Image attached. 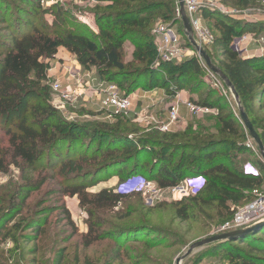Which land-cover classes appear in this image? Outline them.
<instances>
[{"label": "trees", "instance_id": "16d2710c", "mask_svg": "<svg viewBox=\"0 0 264 264\" xmlns=\"http://www.w3.org/2000/svg\"><path fill=\"white\" fill-rule=\"evenodd\" d=\"M19 1L27 10L21 12L20 16H14L12 21L9 20L11 22L6 26L13 25L8 29L11 40L0 43V120L12 121L14 130L6 132L13 156L20 159V163L29 168H35L37 164L48 167L68 166L72 172L77 171L78 175L68 193L78 198L80 206L85 208L90 219L84 240L85 246L106 239H114L116 245H119L122 242L120 237L132 234V231L123 232L121 228L112 232L98 231V220L91 221L95 213L116 207L126 198V194L113 188H102L98 192L90 193L86 190L88 186L85 179L88 177H97L90 184L94 185L104 179L99 176L121 175V171L126 169V178L142 176L154 182L160 189H170L186 176L201 174L206 179L205 185L199 193L189 196L191 200L201 199L204 204L208 199L218 200L221 204L231 202L234 205L245 200L240 206L253 200H248L249 190L254 185L262 184L264 163L257 162L256 167L260 171L258 176L244 174L242 165L240 170L235 171L229 163H224V155L216 151V147L225 145L227 148H234L235 141L229 137H235L238 143H243L245 139L244 132L240 131L244 126L238 120V115H234L233 110L226 104H221L219 98H212L210 94L201 101L190 98L196 104L215 109L216 124L213 126L204 124L203 120V124H196V129H193L191 124L182 132L156 131L142 135L137 134L140 131L138 125L130 123L123 116H116L112 122L104 121L102 127L96 126L95 130L90 131L61 118L52 105L43 60L53 58L59 46H64L70 53L75 54L84 66L95 67L101 79L117 84L124 94H130L143 87L142 80L145 76L159 72L170 75L176 81L169 95L175 90H185V76L194 73L196 76L200 74L205 77V70L194 56L176 65L162 61L158 66L152 65V56L156 52L153 42H149V39H152L150 25L154 20L148 15L157 11L162 19L177 23L180 18L177 16L176 0H101L110 4L106 8L109 11L102 12L97 17V27L102 34L99 42L90 38L86 32L77 31L71 22L70 26L67 12H51L54 16L52 27L30 24L28 21L39 13L36 10L40 8L41 0ZM252 2L253 0H218V3H230L239 7H247ZM2 5L0 2V24L4 23L6 14L11 15L7 11L13 4L8 3L5 9ZM201 16L212 34L214 31L213 43L205 49L213 62V55H219L220 61L214 63L232 82L244 111L264 145V116H257V113L264 109V53L247 56L231 49L234 37L243 33L255 34L256 26L207 8L201 10ZM208 21L212 22V25H209ZM16 24L18 25L14 26ZM179 31L183 37V27ZM127 40L133 43L136 51H140L135 61H146V67L132 68L129 63L123 61V47ZM186 42L190 47V43L187 40ZM122 81H126V84L121 85ZM149 82L153 88L160 83L151 76ZM256 102L258 104H255ZM16 115L20 116L13 122ZM77 131L88 136L89 147L94 137L107 139L106 147L102 149V144L96 145V150L88 157V150H77L78 145L83 144V137H80ZM121 142L127 148L123 154L116 155L122 149L119 144ZM185 151L196 153L195 158L191 160ZM236 151L238 155L250 152L244 143H240ZM177 153L179 159L173 163ZM99 155H102L104 160L101 161ZM149 156L150 160L143 164L142 160ZM81 164L86 167L83 168ZM32 185L35 186L33 189L39 187L36 183L30 184ZM204 194L209 195L208 199L202 197ZM187 211L188 207L182 205L175 210V215L181 220H186ZM139 227V231L149 229L148 225ZM31 229L39 231L37 226H32ZM142 241L148 251L162 248V243L154 238ZM235 242L241 246H235ZM213 245V251L220 249L225 254L228 264H264V225L246 235ZM162 258L165 260L163 264H170V258ZM119 259V252H113L101 264H113ZM62 260L63 254H59L56 264H63ZM153 262L150 255L142 260V264ZM85 264L93 263L88 260Z\"/></svg>", "mask_w": 264, "mask_h": 264}, {"label": "rangeland", "instance_id": "374dc122", "mask_svg": "<svg viewBox=\"0 0 264 264\" xmlns=\"http://www.w3.org/2000/svg\"><path fill=\"white\" fill-rule=\"evenodd\" d=\"M0 2L3 4V9L7 8L8 3L13 4L7 11L12 16L6 14L4 23L0 24V43H2L11 40L8 29L13 25L6 26V24L10 23L14 16H20L21 12H26L27 8L19 0H1ZM109 4L101 0H41L39 3L40 8L36 10L39 13L33 15L28 22H31L32 25L41 26L44 24L52 27L51 23L54 16L51 12H67L69 25L71 22V25L77 31L80 33L86 32L90 38L99 42L102 34L97 27V17L102 12L109 11L106 9ZM216 5L226 11V15L256 26L257 32L251 34L249 41L244 45L246 47L245 55L264 53L263 0H253L247 7L234 6L230 3L221 4L218 3V0H216ZM28 12L33 11L28 10ZM159 15L160 12L157 11H152L148 15L152 16L154 20L150 25L152 27V39H149V42H154L153 30L158 25L172 27L179 34V30L182 29L180 19L177 23H174L173 20H164ZM21 16L25 18L23 15ZM208 22L209 25H212V22ZM210 32L212 34L211 30ZM184 37L183 34L180 40L186 50L185 54L178 61L173 62V65L193 57L190 51L193 48L188 46L187 38L184 39ZM139 52V50L136 51L131 41H125L123 61L129 63L132 68L146 67V61H135ZM56 55L53 58H45L43 62L46 68L49 97L52 105L55 104L54 108L57 110L58 115L68 122L90 131L95 130L96 126L102 127L105 117L87 110L79 102L76 104L63 102L58 105L56 101L58 94L53 92L50 87L55 79L66 73L72 80L73 86L79 85L85 88L88 84L83 79L88 78V74L92 75V72L96 74V68L81 64L76 55L70 53L64 46L58 47ZM213 57L214 62L218 63L220 61L219 55L216 54ZM152 58V65L158 66L160 63L158 55L154 54ZM75 67L78 69H75ZM150 76L160 82L156 87L158 93L170 94L171 87L176 81L170 75L159 72L156 75L143 78V87L138 88V90H140V94L146 92V96L149 98L144 100L154 99L157 96L150 94L153 88V85L149 82ZM207 79H209L207 74L205 77L200 76V74L196 76L194 73L191 76H185V90L192 89L191 92L187 91L190 98L201 101L202 98L210 94L212 98H219L221 104H226L231 108L234 115L238 114L234 99L229 94L230 92L227 93V98L223 91L222 93ZM59 81H62V78ZM120 84L125 85L126 81H122ZM257 102L255 104H258ZM140 109L141 104L137 106L136 110L139 111ZM27 113H29V110H27ZM216 113L203 117L181 114L179 122L187 123L184 129L191 124L203 122V120L204 124L213 126V124H216ZM18 116L20 115L13 118V122L18 119ZM257 116H264V109H261ZM125 119H128L130 123H137L134 119ZM138 125V128H140V131L137 132L138 135L158 131L142 124L141 126ZM6 130H14L10 119L0 120V264H56L59 254H63V264H85L88 260L93 264H101L113 252H119L120 254V259L113 264H142V260L148 255L154 261L153 264H163L165 260L162 257L170 258V264H175L176 257L182 255L191 243L211 236L223 224L231 221L236 207L246 202L241 200L236 205L231 202L221 204L218 200H209V195L204 194L202 197L208 199L204 204L201 199L194 201L189 196H179L169 190L160 192L156 197H153V202H151L146 200V196L141 191L132 190L134 185L129 182L130 178H126V169L121 171V175H98L104 177V179L95 182L94 185L90 184L97 177H88L85 182L88 186L86 190L90 193L98 192L102 188H113L126 194V198L116 207L98 210L95 213L91 221L95 220L97 222L98 220V231L108 232L111 230L112 232L121 228L123 232L132 231V234L129 233V235L125 234V236L120 237L122 242L119 245H116L114 239H106L85 246L84 240L89 229L90 219L85 208L80 206L78 198L76 196L72 197L68 193L75 182L73 180L78 175L77 171L72 172L68 166L48 167L44 164H37L35 168H29L24 163H20V159H15L13 156ZM240 131L244 132L245 140L243 143L250 150L249 156L243 158L237 154L238 145L243 143L241 141L236 142L235 137H229L235 141L233 142L235 144L234 148H227L225 145L216 147V151L224 155V163H229L232 166L231 169L235 171L240 170L241 165L246 161L252 162L255 166L257 162L262 161L256 145L249 138L245 128L243 127ZM77 132L80 137H83L81 138L83 144L78 145L77 150H88V157L96 150V145L102 144V149L106 147L107 139H100V137H94L89 147V142L87 143L88 136L83 135L80 131ZM179 132H182V130ZM248 142H252L253 147H248ZM119 144L122 149L116 155L123 154L127 148L124 143ZM185 153L191 160L196 156L193 151H185ZM178 155L179 153L175 155L173 163L178 161ZM99 159L104 160L102 155H99ZM149 160L150 156L144 158L142 163L146 164ZM81 165L83 168L86 167L85 164ZM261 178L262 184L250 188L248 200L258 195H264L263 173ZM33 183L39 184V187L33 189L32 187L35 186H30ZM182 205L188 207L186 220H181L175 215V210ZM140 225H148L149 229L139 231ZM32 226H37L39 231L31 229ZM147 238H154L162 243V248L158 249L159 252H157L158 250L148 251L145 249L142 240ZM234 245L241 246L240 243L236 242ZM213 246L207 245L195 250L182 264H228L225 254L220 249L213 251ZM163 247H167V249Z\"/></svg>", "mask_w": 264, "mask_h": 264}, {"label": "built area", "instance_id": "2783aa9c", "mask_svg": "<svg viewBox=\"0 0 264 264\" xmlns=\"http://www.w3.org/2000/svg\"><path fill=\"white\" fill-rule=\"evenodd\" d=\"M183 2L185 13L189 18L197 44L206 48L213 43V36L201 16V10L207 8L223 14H226V11L216 5V0H183ZM177 16L180 17L178 8ZM153 35L155 36L154 49L156 55L160 58V62L173 63L185 54L186 50L180 40L182 36L174 28L158 25L153 30ZM250 36V33H243L234 37L231 41V49L240 55H245L246 47L244 45L247 44ZM190 51L191 56L196 57L201 68L206 71L209 76L208 80L211 81L214 87L220 89L221 92L223 91L228 98L227 93L230 91L226 88L223 81L207 67L205 61L194 48L190 49ZM50 87L53 92L58 94V99L56 100L58 105L63 102L76 104L86 96L85 91L81 90L85 89L83 86L78 85L73 89L64 87L58 79H55ZM93 92L98 93L96 95L98 96L100 108L104 114L105 121L108 122H112L116 116L129 117L132 114L133 102L140 94L139 90L124 94L117 84L103 80L98 84V89ZM229 94L231 95V93ZM143 95H146V92ZM167 97L169 101L165 104L166 116L164 118L159 117L155 111L158 102L155 99H149L148 104L134 113V120L145 127L168 133L171 131V127L179 122L182 106H185L189 115L196 117H203L216 112L213 108L196 104L189 98H183L181 90H175L173 94L167 95ZM251 144L252 142H248L247 146L251 147ZM242 171L244 174L251 176L260 174L259 169L250 161L242 164ZM129 182L134 185L132 190L141 191L146 196V200L151 202H153V197L164 191L158 188L154 182L146 180L142 176L131 177ZM205 182L206 179L201 174L189 175L183 178L178 185L168 190L179 196H193L203 189ZM262 218H264V195H258L248 203L236 207L231 221L223 224L212 235L239 230L254 224Z\"/></svg>", "mask_w": 264, "mask_h": 264}, {"label": "water", "instance_id": "95a60500", "mask_svg": "<svg viewBox=\"0 0 264 264\" xmlns=\"http://www.w3.org/2000/svg\"><path fill=\"white\" fill-rule=\"evenodd\" d=\"M176 2L178 4V10H179V16H180L179 18H180V21L182 23L184 34H185L188 42L198 52L199 56L202 57V59L205 61L206 65H207V67L223 81L226 88L230 91V93L234 99V102L236 104V108L238 111L237 115H238L242 125L244 126L245 130L247 131L249 138L256 145L257 150H258V152L262 158V162L264 163V145H263V142H262L259 134L256 132V130H255L253 124L251 123L249 117L247 116L246 112L244 111L243 106L241 104V101L239 99V96H238L232 82L229 80L227 75L221 70V68L218 67L212 61V59L209 56V54L207 53L206 49L197 44V42L194 38V35H193V30H192V27L190 25L189 18L185 13L183 0H176ZM262 225H264V218L258 220L257 222H255L254 224H252L250 226L241 228L239 230L226 232V233H222V234H215V235H211L207 238H204L202 240L195 241L188 246V248L186 249V251L182 255L176 257L175 264H182V262L185 259H187L195 250H197L201 247H204L207 245H213V244H216L219 242L233 240L238 236L246 235V234L252 232L253 230L259 228Z\"/></svg>", "mask_w": 264, "mask_h": 264}, {"label": "crops", "instance_id": "0c3cea01", "mask_svg": "<svg viewBox=\"0 0 264 264\" xmlns=\"http://www.w3.org/2000/svg\"><path fill=\"white\" fill-rule=\"evenodd\" d=\"M254 54H257V53H254ZM250 55H253V54H248L247 56H250ZM57 57V55H56ZM75 69H78L75 67ZM93 74H88V78H84L83 81L85 83L88 84L87 87H85V89H81L83 91H85L86 93V96L83 100H79V103H81V105L83 107H85L87 110L89 111H92L94 113H97L101 116L104 117V114L100 108V105H99V101H98V96L96 94V92H93L95 91L96 89H98V84H100V82L103 80L101 79L97 73L95 74L94 72H92ZM60 78H62V85L68 87V88H75V86L72 85V80L70 79V77H68V75L66 73H63L60 77H58L57 79L60 80ZM208 80V79H207ZM104 81V80H103ZM209 81V80H208ZM69 85V86H68ZM157 88H152L151 90V93L150 94H155L156 98L155 101L158 102L156 108H155V111L156 113L159 115V117L161 118H164L166 116V107H165V104L169 101V98L167 97V95H165V93L163 92V94L161 93H158ZM138 90V89H137ZM140 91V90H139ZM188 92L185 91V90H181V96L183 98H189L190 99V96L187 94ZM147 95V94H146ZM146 95H143V94H139L137 96V100H134L133 102V108L132 109V114L129 116V117H126V118H131V119H134V113L137 112V106L139 104H141V107L145 106L146 104H148V100H144V99H147L149 98L148 96ZM181 114H189L187 109L185 108V106H182L181 109H180V115ZM135 121V120H134ZM136 122V121H135ZM200 123L203 124V122L201 121ZM137 124V123H136ZM139 124V123H138ZM137 124V125H138ZM187 123L186 122H177L176 124H174L172 127H171V131L168 132V133H177L179 131H184V127ZM139 126V125H138ZM141 126V124H140ZM193 129H196V124H193ZM253 146V144H251V147ZM250 151V150H249ZM239 156L241 157H246V156H249V152H246V153H241L239 154ZM164 191L168 190V189H163Z\"/></svg>", "mask_w": 264, "mask_h": 264}]
</instances>
